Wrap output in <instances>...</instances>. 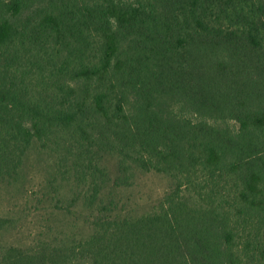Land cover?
<instances>
[{"label": "trees", "instance_id": "obj_1", "mask_svg": "<svg viewBox=\"0 0 264 264\" xmlns=\"http://www.w3.org/2000/svg\"><path fill=\"white\" fill-rule=\"evenodd\" d=\"M38 142L88 233L0 215V264H264V0H0V186ZM135 170L171 180L141 212Z\"/></svg>", "mask_w": 264, "mask_h": 264}, {"label": "rangeland", "instance_id": "obj_2", "mask_svg": "<svg viewBox=\"0 0 264 264\" xmlns=\"http://www.w3.org/2000/svg\"><path fill=\"white\" fill-rule=\"evenodd\" d=\"M71 159L59 161L57 154L41 148L38 142L25 159L17 182L0 186V215L11 220L9 228L3 232V243L27 244L41 232L45 235H59L71 230L78 234L88 233L87 229L71 227L75 222L80 224L84 216L81 203H73L75 192L80 188L71 173L66 172ZM112 163L109 159L110 169ZM135 172L133 184L118 189L116 199L126 210L141 212L156 202L157 197L171 185V180L162 173Z\"/></svg>", "mask_w": 264, "mask_h": 264}]
</instances>
